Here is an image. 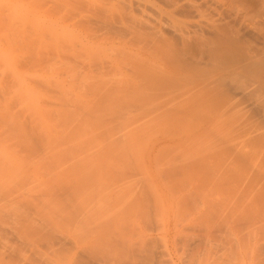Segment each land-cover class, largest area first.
Returning a JSON list of instances; mask_svg holds the SVG:
<instances>
[{"label": "rangeland", "instance_id": "rangeland-1", "mask_svg": "<svg viewBox=\"0 0 264 264\" xmlns=\"http://www.w3.org/2000/svg\"><path fill=\"white\" fill-rule=\"evenodd\" d=\"M197 1H199V3L202 4L203 14L201 16H199L198 13L196 15L194 11H192V13L189 14L188 13L189 11L187 10L188 15H191L189 16L190 17L189 19V17L186 18V16L188 15L185 16L183 14L185 12L183 13L177 12L176 13L177 15L176 14L174 15V17L175 18L177 17V18L176 19L172 18L173 25H172V22L169 25L170 26L172 25L171 27L174 29L173 26L175 25V23L180 22L181 24L182 22L183 24H185L186 22L191 21V20L198 21L201 24H211L212 22H215V21L218 23H222L223 25L229 28H232L236 32V34L238 35V40L240 41V44L243 46L246 52L249 53L248 55L249 58H252L253 60L255 59V61L257 62H261V61L264 62V7H262V4H261L263 0H197ZM157 2L159 3L160 0H157ZM162 2L159 3L161 5L159 7L165 8V10L163 9V11H168L169 9L166 8L164 3ZM55 3L56 2H54V6H55ZM46 5H47L46 0H0V18L4 17L9 22L20 20L21 24L23 21L25 26L26 25H29V27L31 26L30 28L32 30L30 31L29 29V31L32 34L31 38L33 39L30 38V34H27L29 35V37H27L28 41L26 40V42L29 43V38H30L31 45L32 44L33 45L31 46L29 45L30 44L29 43L28 47L32 49V51L36 55L31 51L30 55L32 56H30L29 55L30 50H29L27 54H28V58L29 56L31 58H29L28 60H25V62L27 61V63H29L28 61H30L34 57L33 59L36 60L38 63V66H37V64H35L36 63L35 61L34 63L32 62L34 65H36L35 66L36 68H35L34 65L33 67H31L32 63L25 66L26 63L23 62L24 66L26 67L25 68L23 66L25 68L23 69V72H25L24 74L22 73V70L19 71V69L23 68L21 66L22 64L21 65L20 63L16 64L18 63L17 61L12 62L13 66L16 65L15 67L13 66L12 67L16 69L18 68V71L14 75V78H13L14 82L16 81L18 83L21 82V85L18 84L17 89H14L16 86L12 89L13 87L12 86L11 89L15 91L11 92L12 90L9 89L10 94L8 95V97L11 95L13 99L15 98L17 99V95H18L17 93L20 92V91H17L19 89V86L21 87L19 89L21 90L20 94L22 93L24 96V93H25V95L28 94L29 96L27 95L28 98L26 97L25 99L26 101H24L23 103L21 102L22 104L19 103L18 105V103L16 102L17 104L16 105L14 103L15 105L13 109V114L15 118H17L15 119L16 120L15 123L16 124L19 123V124L18 125H16L15 123L11 124V126L13 125L12 126L13 131H10V133H8L10 129L9 130L7 129V127L9 126V124L8 126L6 124L7 119L5 120L4 118L3 119L0 118V122L2 121L0 123L1 125L0 132L3 133L2 132L3 130H5L6 132V134L3 135V137L1 136L2 139H5V140L0 141V146L8 152L15 150L13 151L15 152L14 155L16 157H19L22 161L21 168L19 169L20 175L17 174L18 172L15 175L13 174V172H11L10 174L13 176L12 177L9 173L7 174V172L4 171L7 174L5 178L4 177L5 173L4 174H2L3 172L0 173V179L5 178L4 179L5 182L2 183L3 185L1 184L2 188L4 190L5 189L7 190V191L6 190L2 191V188H0V193L4 192L3 197L2 195H0L2 197L0 198L2 199L0 200L1 201L0 209H2L4 206V209L0 210V214H1L0 215V230H3V231H0V248H1L0 251L3 249L1 251V254L2 252H4L5 254L3 255L5 256L8 255L10 257L11 255L10 258L9 257L6 258L5 256L0 254V261L2 258L3 262H5L4 264L8 263V259L10 262L9 264H37V263L38 264H50V261L51 263H53L52 260L57 259L58 256L59 258L60 257L63 258L64 255L66 257V255L70 253V255H67V256L69 257L73 256L71 258V261L64 260L63 264H256L257 262L255 263V258L254 259L252 258L251 260V258L248 257L251 260L249 261V259L243 255L241 247H239V245L237 244L238 236L234 233V231H232L230 226L233 225L234 222L239 223V226H238L240 228L239 237L241 238L243 237L250 238L249 235H252L251 234L252 232L254 233L258 232L257 235L259 236L261 231L264 230L262 228L264 226V222H263L264 219H262L264 218V205H263L264 202H262L261 205H258L259 200L257 202V201H254L253 197H250V196H253V191L260 190V189H256V187L259 188L261 186L260 185L256 186V184L258 185L259 183H261V180L263 181L264 178L261 180L259 178L260 181L259 183L257 182L255 184L256 186L255 189H253L254 187L252 186V184L254 185V183H251V182H256L255 179H253L255 178L254 175L261 174L262 171L259 172L257 170V173H256L251 168L252 169L251 172L255 173L253 175L254 177L252 176L250 171L245 173L247 175L250 173L252 176L251 178V176L248 175L251 178V179L249 178L251 182L249 184L247 183L249 185L248 187H250V185L253 187L251 190L250 188H248L249 192L246 191V189L243 187V184H244L242 182L243 179L239 178V176L246 170L244 168L241 170L240 168V172L243 170L244 171L241 174L237 173L239 170L237 166L238 164L240 165V163H243L242 165L244 166L242 167H245V168L247 167L245 165H248L249 163H251L252 166H256V165L260 166V167H256V169L261 168V165L264 166V105L263 103H258L255 98H253L252 100L249 99L247 96L244 95L245 94L244 90L235 91L234 89H232V87H229L228 90L230 89V94L233 96L232 101L230 103L228 101H226L228 103L223 102L221 105L218 106V108H215V106H212L211 108L209 106H206L200 110L199 117H196L192 115L187 116L185 113H182V112L181 113L175 112L174 114H172L173 112L168 109V106H163L159 104H158L159 106L158 105L156 106V104H154L156 108H154L152 103L147 104V105L144 103L145 105L142 106V101L145 102V100H141L140 106H138L139 100L135 102L134 100L143 96V95L141 96V94H143L141 92V94H139V97H138L136 93H139V91L138 92L136 91V93H134L135 91H131V90L127 91L126 89H124V91L125 90L126 91L123 94H121V96L120 95L116 96V94H113V97L111 99H108L109 98L108 96H106V98L101 97L102 96V93H101L100 94L101 98H99L98 97L99 94L97 93L98 94L97 96V94H95V92L93 91L94 89L90 90L91 88L89 87V85L92 83L93 80L96 81L99 78L97 76L98 73H94L91 78L88 75V77L86 76V78L84 79L83 77H81V74L79 75V73H82V71L77 68V70L79 71L78 72L79 76L77 75L78 78H76V76L74 75L77 71H75V73L74 71H72L73 74L70 72L71 74L69 73V76L67 77L68 78L67 79L66 78L67 75L63 76L64 73L60 72V71H63L61 66H60L61 70L59 69V65L64 66L62 63L65 61L64 58H61V54L63 53L62 57H64L63 55L66 54L67 52L69 53V50H72L70 52H72L73 54L78 51V53L74 55L75 57H78L79 55H81L80 57H82L81 58L82 60L75 58L77 63H79L80 61L79 67L81 66L80 67L81 69L82 68L84 69L86 66L89 67V65L94 66L92 68H96L97 64H98L97 66L99 67L100 64L102 65V63H106V62L109 63L111 59L113 61L115 59L122 66V65H125V63H123L124 61H118L120 60L119 59L120 57L119 56L117 57L118 54H116L118 52H112L113 49H110V47H109L110 52L107 51L108 49L107 47L110 44L104 48L106 50L103 49L104 53L101 51L104 55L101 54L100 52L98 53L97 51V52L89 53V55L84 54L85 53L84 52L83 53L84 56H83L82 51H81L82 49L80 45L77 43L78 41L74 42L73 39L64 36L65 32L61 31V27L57 24V22L55 23L51 22V20L57 21L56 16H58V13L56 11H58V8H53L54 12H56L57 14L56 16L55 15L53 16L54 13H49L50 11L46 13L47 10H49V8L47 7L48 5L47 6ZM135 5L133 6L132 9L128 7L129 10L127 12L130 13L129 15L132 16L133 14V16L135 15V17L139 19L142 16L141 19L145 18L147 21L150 20V19L148 20V17H152L150 22H155L154 18L156 19V17H153V16L157 15V13L152 11L153 8L151 10V7H149L148 5L151 11L147 7L146 8V10L148 9V12H147L146 10L142 9V7H140L139 9V7H137L138 5L137 6ZM55 7H58V5ZM145 11H146V14L144 13ZM160 11H162V9ZM163 11H162L163 13L162 18L164 17L163 19L165 20L167 19L165 18L167 17L166 16L167 14ZM51 12L53 11L51 10ZM151 14L152 16H150ZM169 25L165 26L164 29L167 28V30L165 31H168V35H175L174 31H172L173 29L169 27ZM177 25L178 24H176V26ZM7 26H11V25L8 24ZM178 26H181V25H178ZM70 29H72V27ZM79 31L80 29L78 28V30H74L72 32L78 33ZM33 40L36 41L35 43L39 42L35 44V46L37 47H33L34 46V43H32ZM50 40H53V42H50ZM52 43H54V45ZM63 43L66 45H64ZM74 44H78V46L75 47ZM52 45L54 47L53 48L54 51L52 50V48L49 49V47ZM71 45H72V48L70 47ZM30 46L33 47L34 49L31 48ZM44 46H46L47 49ZM43 47H44V50L42 52ZM75 48H78V49H75ZM94 48L97 49V47H94ZM47 50L52 54V56H48L49 52ZM79 51L81 52V54H79L80 53ZM41 52L43 53L42 55L40 54ZM55 52L57 53V57L59 60L62 61V59H64L61 64L59 63L58 67L56 66V64H58L56 63V61L54 64V66L58 68V70L56 69V71L62 74L63 77L60 76V74H56L57 72L54 70L55 68L52 67V69H49L55 60L54 58H52L53 60L51 59V57H55L56 55ZM25 53L26 51L24 52V54ZM105 53H108V54H105ZM73 54L72 56H74ZM46 55L48 57L47 59L50 58L51 59L50 61H52L51 63L50 61L46 59L49 68L46 65V63L43 62L45 60L44 58L46 57ZM40 56L44 57V58H41V60L43 61L39 60ZM38 60L41 61L40 62L41 64L39 63ZM71 61H72V58H71ZM81 61H83L84 63H82ZM40 66L44 68L45 72ZM46 66L48 69H46ZM127 67H130V65H128ZM128 69L130 70L131 68H128ZM37 70H41V71H37ZM125 70L127 69L124 66L123 72L125 73L123 72L120 73L119 71L118 74H115L116 76L114 75V73L113 74L111 73V75H107L108 78L110 76L109 79L106 77L109 81L108 83L112 82L111 83L112 86H116L118 83V80L116 79L117 77L118 78L120 77L119 78L120 81L121 80L123 81V79H126L127 78L126 76L132 77L133 74L131 75V72L129 70H128L129 73L128 71H125ZM49 72H50V75H49ZM64 72H66L65 69H64ZM71 75L72 76L74 75L75 77H73V79H77V81L70 79L72 77ZM94 75H96L98 78H95ZM24 76L25 78H27V79L24 78L25 81L22 78ZM2 77L0 76V86L1 85L4 86L3 83L1 82L2 80L4 81V83H6L5 85H7L9 81L8 82L5 81L7 80L5 76H2ZM101 77H104V76H101ZM101 77L99 79H101ZM106 78L105 80H107ZM69 79L72 81H70ZM78 79L80 83L78 82ZM81 79L83 80L82 82L84 83V86L81 82ZM237 80H239V83H245V79L242 77L239 79L237 78ZM41 81L44 83L46 82L45 84L47 86L44 85V83H42ZM48 81H50V83H48ZM73 81L77 82V84H75V82ZM14 82L13 84H15ZM22 82H23V85H25V87L29 84L30 85L32 84V85L31 87L29 85L25 88L22 85ZM79 84H81L80 85L81 87L79 86ZM40 85L42 86L41 88H44L45 86V89H43L44 91L41 88H39ZM53 85H54V89H52ZM150 85L152 84L150 83ZM22 86H23V89H26L25 91H27L30 88L31 89L30 91L25 92L22 89ZM6 87L4 86V88ZM36 87H38L39 89ZM57 87L59 88V90L57 89ZM55 88L57 90H55ZM147 88H151V87L148 86ZM49 89L51 90L50 92L52 93V95L49 92ZM65 89L68 90L69 92L66 91ZM7 90L4 89V92L3 90L2 92L8 93ZM61 90L63 92L65 90V92L63 93ZM150 90L152 91V89ZM150 90H147V91H150ZM151 91L148 93H151ZM28 92L31 94H29ZM46 92H49V94ZM67 92H68V95H66ZM14 93L16 97L13 95ZM93 93L94 95H92ZM256 93L260 95L261 93H263V91L258 90L256 91ZM1 94H0V97H1ZM20 94H19L20 96L19 98L21 99L22 95ZM56 94L57 95L59 94L58 96L60 98ZM53 95L56 98L58 97L57 98L58 100ZM31 96L33 97L31 98ZM66 96H68L69 103L67 102ZM4 97H5V94H4ZM29 97H30V100H29ZM96 98L101 99V101L97 100ZM1 99H4L3 96ZM41 99L44 101H42ZM63 99H64V102L65 101L67 102L66 108H65ZM82 101L84 103H82ZM51 103L54 106H52ZM58 103H61V104L58 106ZM134 103H137V105ZM46 104H49L50 106ZM70 104H73V105H70ZM76 104H78V106ZM25 105L27 106V108ZM97 105H99L98 106L99 108H97ZM118 105H120V107H118ZM121 105L123 106L122 108L123 110L125 109L129 110V111L125 110V112H127L126 114H124L126 115V120L123 119L125 117H123L124 115L122 116V114L125 112L122 111ZM70 106L71 107L73 106L72 108H75V110L72 109ZM130 106H132V108ZM136 106L138 107L139 112ZM146 106H149L150 108H152L153 106L156 113L153 114L154 109H150L149 107H147V110H145L144 107ZM157 107L163 111L158 110ZM24 108L26 111L24 110ZM78 108L80 109L82 108V109L81 110L79 109L80 110L79 111ZM135 108L137 109L138 113L141 112L140 109L143 110L142 112H144L145 117L144 116L142 117V115H144L142 112L140 114H138L137 112L134 113L133 110H135ZM21 109L24 111H22ZM64 109H65V112L63 111ZM68 109L72 113L69 112ZM218 109H220V111H217ZM72 110H74L76 113L73 112ZM76 110L79 112H77ZM168 110L171 112L172 117L170 116V113H168L169 112ZM17 111H19V113ZM61 112L63 114H61ZM22 113H23V116L21 115ZM118 114L119 115L121 114L120 115L121 117H119ZM135 114H138V115H135ZM148 114L150 115L152 114L154 116L150 117V115ZM156 114L158 115L156 116ZM129 115L130 116L135 115L134 116L135 119L133 120V118L130 117ZM136 116H139L140 118L139 117L136 118ZM147 117H150V118H147ZM163 117L164 119H162ZM166 117H168L169 119L168 118L165 119ZM121 119L124 121H121ZM138 119L140 121L137 123L136 121H138ZM79 121H81L83 124ZM85 121L86 122L89 121V122L86 123ZM95 121L97 122L94 125L93 123H95ZM97 123H98V130L94 131L92 127L95 126L96 128L95 127L94 128L97 129ZM99 123H101L102 125ZM103 123H105L106 125ZM107 123H109L110 125ZM72 124L77 125L74 127L75 129L71 128L73 127ZM79 125H82V126L84 125V127L80 126V129H78ZM108 125L112 127H109ZM14 126H15V129L17 128L16 130L14 129ZM86 126L89 128L88 130H90V133L87 132ZM89 126L90 127L92 126V127L90 128ZM107 126L109 127L108 129H107ZM76 127H77V130H76ZM81 127L86 128V130L83 129L85 132L82 131ZM26 128L29 131L26 130ZM38 128L41 130H39ZM64 128H67L68 130L67 131L65 130V132H63ZM70 128L72 129L73 132L75 131L73 134H71V131H69ZM99 129L101 130L105 129L104 134L102 133L103 131L101 130L100 131L102 134H100ZM66 132H68L67 135H66ZM94 132H96V134L99 133V135H97L98 139H96L97 142H95L94 140L95 138H97V137H94L96 136V134L93 135ZM83 133H86V134H83ZM88 133L90 135H88ZM124 133H125V136L123 135ZM22 134L25 137L22 136ZM13 136L16 138H14ZM45 136L46 138H44ZM100 136L102 137L100 138ZM127 136L128 137L132 136V137L131 138L129 137L130 138L129 140L127 139L128 138ZM20 138H22L23 140ZM38 139H40V141H38ZM44 139L46 143L45 142L42 143ZM29 141H32V143ZM124 141H127V143ZM72 142L74 143L71 144ZM116 142L117 143L119 142V143L117 144ZM42 144L43 146H41ZM44 145H46L49 148L44 147ZM13 146L15 147L12 148ZM36 146H38L37 149H36ZM53 147L55 148V150ZM38 148H40V150ZM36 156L38 157V159ZM58 156L61 158V160ZM28 159H31V160H28ZM32 159L33 160L36 159V160L33 162ZM249 159L250 160L252 159L253 161L251 160L249 162ZM23 161H26V162H23ZM237 161H239V163ZM54 163L55 165H53ZM0 166L3 167V163L1 160H0ZM50 167H54V168L50 169ZM238 167H241V165ZM249 169L250 167L247 170ZM262 170L264 171V168ZM56 171L57 173H55ZM54 173L58 175H55ZM235 174L236 176H234ZM245 174L242 175L244 179L246 178ZM51 175L55 177L57 176L56 177L57 181H56V178L51 177ZM1 176H3V178ZM58 176L59 177L61 176V177L59 178ZM259 176H262V175H258L256 180L258 179ZM7 177H9L10 179ZM236 179L238 180L241 179L239 180L240 181V184L238 183L239 185L234 182V181L238 182ZM61 181L63 182L61 183ZM232 181L235 184H233ZM23 182L24 184L22 185ZM246 182H249V181H246ZM12 183L13 184L17 183V184L13 185ZM52 183H53V186H51ZM63 184L68 185V186L64 185L65 189L66 187L67 188L72 187V189L74 188L73 190L75 189L76 190L79 189L82 191L87 190L88 194H85L82 198L78 197V199H81V200L76 201L77 204L80 203V201L82 204V200H86L85 197L89 201L87 195L90 197L91 196L93 197V199H91L92 197L90 198L89 202L83 201V204L85 202L84 207L81 206L80 204H79L80 208L77 207L80 213H82V209H84L83 214L86 213L85 211L91 212L93 210L94 212L95 211L94 209H99L98 208L99 206L101 208V204L106 203L104 202V200L107 201L108 203L106 205H109L110 203L108 199L112 200V198L116 196L119 198H125L124 203L123 202L119 204L113 203V206L109 209L107 208L108 206L104 205L106 207L104 209H108L107 210L108 212L105 215V219H104L105 221L103 220L101 225H102V228L104 227L106 229L104 231V228H103L102 232L103 231L104 233H106L107 231L109 232V233L107 232V234H109L108 239H107L106 234L105 236H103L101 235L102 234L101 232H99V234L94 233L95 230H98L96 228L97 225L93 226L95 227L93 230L94 232L93 231L90 232L88 230L90 233L87 234L88 231L85 232L87 230L86 228H85L86 229L85 231L82 230L84 229L83 225H77L76 223L75 225H72L73 223L71 225L70 224L68 225L67 223L63 224V220L64 218H66V215L67 214H68L67 216L72 215L75 209L72 206V204L71 206L68 205L69 202L67 203L66 201H68L69 198L67 199L66 196L64 197L63 194L61 196H62V200H65L64 206L65 205L67 207L70 206L71 208V210L70 208H67L70 210V211L68 210L67 214L65 213L66 211L62 212V210H67L64 206H61L63 202L61 203V205L56 204L57 202L51 203V198H50L52 194L51 192H53L54 190L56 191V188L58 187L59 188L64 187L62 186ZM244 185H246V183ZM238 189L240 191L242 189V192L240 191L238 192ZM67 190H69V188ZM42 191H44L45 193ZM10 193H12V195ZM73 193L71 194L70 192V194L69 193L67 194L71 195L72 197ZM4 194L8 196L6 197ZM19 194L21 195V197L19 196ZM69 195H67V197ZM74 195L72 198L75 199ZM16 196L17 198H14V199L12 198ZM130 196H133L132 200L129 199ZM23 197L24 199L20 200V198H23ZM104 197L107 198V200ZM9 198H12L13 201L12 199H9ZM8 199L9 201L7 202ZM16 199H17V202H16ZM25 199L27 200V202ZM100 199L101 200L103 199L101 201L102 203H100L99 201ZM230 199H233V200L229 201ZM3 200H5L4 201L5 203L3 202ZM32 200H34V203ZM249 200H252L254 204L250 203ZM11 201H12V204L10 203ZM91 201L93 202L91 203ZM228 201L229 202L246 201V203L242 204V203L234 202L235 207L234 205L233 206L231 205L230 207V204L228 203ZM210 203H214V205H219V207H221L220 205L225 206L226 211L223 208L221 210L224 213L221 212L222 213L221 215L219 216L215 214L210 215L209 209H208L209 208L208 204ZM5 204L7 207L5 206ZM19 206H21V210L19 209L20 208ZM260 206H263V207H260ZM6 208L8 212L6 211ZM58 208L61 210H59ZM102 208L101 210H104ZM3 210H5V212ZM22 210H24L25 212H21ZM99 210H96L98 214L100 212ZM221 210L218 208V211H221ZM11 211L13 212L16 211V212L15 213L12 212L11 214L10 213ZM1 212H3L4 214ZM59 213L61 214V216L63 215L62 218H60L61 216ZM103 213L104 211L102 212V214ZM87 214L88 213H86V215ZM19 216H22V217H19ZM13 217L14 218L16 217V218L14 219ZM58 218H60V220H58ZM67 218L65 220H67ZM65 220L64 222H67ZM13 222L14 224H12ZM48 222L50 225L49 224L46 225ZM259 222L261 224L263 223L262 224L263 226L261 224L255 225V224H258ZM238 223H235V224H238ZM98 225L100 227V224ZM209 226L210 227L214 226L216 228L217 236L215 235L216 240H215V237L213 236L214 239L212 237L210 240L212 239L213 240L210 243H207L209 240L207 236H205V233ZM24 227L26 228V230ZM257 227L259 228V230ZM80 228L82 231L79 230ZM255 228H257V230ZM32 229H33V232H32ZM16 230L17 232H15ZM83 231L84 233H86L85 235L84 233H82ZM90 234L92 235L95 234V236L93 237L91 235L90 237ZM116 234L117 235L120 234V236L122 235V237L119 236L120 239L116 238L117 236ZM86 236H89L87 237L89 239H86L85 238ZM109 236L111 237L114 236L117 241L121 240L120 243L118 241L119 245L115 244L116 246L115 245L112 246L111 243L114 237L110 238ZM252 236H251L250 241L253 240L252 242L254 244L256 243L258 239L254 240V234ZM82 237L86 241H84ZM109 238L111 239V243H109V240H110ZM79 240L82 241L80 242L81 244L77 243L78 247L74 248L76 246L75 242H78ZM116 240L114 242H116ZM214 240L215 241L218 240V242H215ZM106 242H108L110 245L107 244ZM125 242L130 244L129 247L127 246L128 244L124 245ZM259 242L256 243V245L258 244L257 246H261L263 244L262 241L260 242L261 245L259 244ZM3 243L5 246L3 245ZM206 243L209 245H207ZM105 244L107 247L105 246ZM253 244L252 246H254ZM28 246L29 248L27 249ZM208 246H210L209 249H207ZM34 247H36L37 249H34ZM96 247L99 248L98 252L100 253L96 252L97 251ZM101 247L104 249L101 250ZM58 248L60 249L59 250L60 253H63V257H62V254L61 255L57 254L58 256L56 257L55 250H57ZM61 249L63 251H61ZM11 252L12 253L14 252V253L11 254ZM102 252L104 254L101 255ZM73 253L74 254L76 253V255H74ZM22 255H25V256L23 257ZM260 255L263 256L264 254H260ZM260 255H256V256L261 257ZM2 256L4 257V259ZM48 257L51 258L50 261H47ZM263 260L264 259L262 260L259 259L257 261L262 262ZM3 262H0V264Z\"/></svg>", "mask_w": 264, "mask_h": 264}, {"label": "bare ground", "instance_id": "bare-ground-1", "mask_svg": "<svg viewBox=\"0 0 264 264\" xmlns=\"http://www.w3.org/2000/svg\"><path fill=\"white\" fill-rule=\"evenodd\" d=\"M47 1V7L49 8V10H47V12L46 13H48V11H50L49 13H54L53 14V16L55 15H57L56 14V12L58 13V16H59V18H58V16H56V18H57V21L56 20H51V22L52 23H55V22H57V24L61 27V31L62 32H65V35L64 36H66V37H69V38H71V39H73L74 40V42L75 41H78L77 43L80 45V47H81V51H82V54L84 53V54H87V55H89V53H92V52H97L98 51V53L100 52L101 54H103L104 53V51H103V49L107 46V45H109L107 48L109 49V47H110V49H113L112 50V52H118V53H116V54H118L117 55V57L119 56L120 58V60H118V61H124L123 63H125V65H122L123 67L125 66L126 67V69L127 70H125V71H128L129 69L128 68H131L129 71L131 72V75H132V77H130V76H126L127 78L126 79H123V81L121 80H119V78L117 77L116 79L118 80V83H117V85L116 86H112V82L111 83H108L109 81H108V79L110 78V76H109V78L107 77V75H111V73L113 74L114 73V75L115 74H118V72L120 71V73H122L123 72V67L114 59V61L111 59L110 61H109V63L108 62H106V63H102V65L100 64V66L98 67L97 65H96V68H92V67H94V66H91V65H89V67H85L83 70L79 67V63H80V61H79V63H77V61H76V59L75 58H78L79 60L82 58V57H80L81 55H79L78 56V54H77V56L78 57H75V55L74 54H76V53H78V51L77 52H75L74 54L72 53V52H70V51H72V50H69V53L67 52H65L66 54H64L63 56L64 57H62V54H61V58H64L65 59V61L62 63V61L64 60V59H62V61L61 60H59L58 59V57H57V53H56V55H55V57L57 58V60H56V58L55 57H51V59L52 58H54L55 60H54V62H53V64H52V66L49 68V66H48V63H47V60L48 61H50L51 59L49 58V59H47L48 57H47V55H46V57L44 58V57H42V56H40V58H39V60H41V58H44L45 60L43 61V60H41V61H43V62H45L46 63V65L48 66V68L49 69H52V67L53 68H55L54 70L56 71V69L58 70V65H59V63L61 64H63L64 66H62V65H59V69L62 67V70L63 71H60L61 73L63 72L64 74H63V76L64 75H67L66 76V78L69 76V73L71 72L72 74H73V72L72 71H74V73H75V71H77L74 75L76 76V78H78V76L81 74V77H83L84 79L86 78V76L88 77V75L90 76V78L93 76V74L94 73H98V77L100 78L101 76H104L107 80H105V78L104 77H101V79H99L96 75H94V77L95 78H98L96 81H92V83L89 85V87L91 88L90 90H93L94 92H95V94H99V96H98V94H97V96L99 97V98H101V97H105L106 98V96H108L109 98L108 99H111L112 97H113V94H116V96H118V95H120L121 96V94H123L126 90L128 91V90H131V91H135L134 93H136V91L138 92L139 91V93H136L137 95H138V97H139V94H141V92L143 93V94H141V96L142 97H140V98H138V99H136V100H134V102L135 101H137V100H139V102H138V106H140V102H141V100H145V102L144 101H142V106H144L145 104L147 105V104H150V103H152L153 104V106H154V108H156L155 107V105L154 104H156V106L159 104V105H163V106H168V109L169 110H171L173 113L172 114H174L175 112H178V113H185L187 116H190V115H192V116H196V117H199V114H200V110L201 109H203L204 107H206V106H209L210 108L212 107V106H215V108H218V106L219 105H221L223 102H226V101H228L229 103L232 101V98H233V96L230 94V89L228 90V88L229 87H232V89H234L235 91H237V90H244L245 91V96H247L249 99H253V98H255L256 100H257V102L258 103H263V105H264V62L263 61H261V62H257V61H255V59L253 60L252 58H249V53H247L246 52V50L243 48V46L240 44V41L238 40V35L236 34V32L232 29V28H229V27H227V26H225V25H223L222 23H218V22H212L211 24H201V23H199L198 21H194V20H191V21H188V22H186L185 24H183L182 22H181V24H180V22L179 23H175V25L173 26L174 27V29L171 27L172 25H173V20H172V18L174 19L175 17H174V15L177 13V12H185V13H183L185 16L186 15H188V13L190 14V13H192V11H194L195 13H196V15H197V13H198V15L199 16H201L202 14H203V10H202V4L201 3H199V1H197V0H160V2H162V3H164V5L166 6V8H168L169 10L168 11H163V9L165 10V8H161V7H159V6H161L158 2H157V0H46ZM45 2V1H44ZM44 2H43V4H44ZM54 2H56L55 3V6H57L58 5V7H55L54 6ZM46 4V3H45ZM136 4V5H135ZM261 4H262V7H264V0L261 2ZM137 6V7H139V9H140V7H142V9H144V10H146V8L148 7V5H149V7H151V10H152V8H153V12H155V13H157V15H155V16H153V17H156V19L154 18V20H155V22H150L151 21V18L152 17H148V20L149 21H147L145 18H142L141 19V17H140V19L139 18H136L135 17V15L133 16V14H132V16L131 15H129L130 13H128L127 11L129 10V8H133V6ZM129 7V8H128ZM148 7V9L150 10V8ZM45 8V7H44ZM53 8H58V11H56V9H55V11L56 12H54V9ZM126 8H128V9H126ZM141 9V10H142ZM148 9L146 10L147 12H148ZM162 9V11L163 12H165L166 14V16L167 17H165V18H167V19H169V20H167V19H163L162 18V15H163V13H162V11H160ZM191 9V10H190ZM51 10L53 11V12H51ZM116 10V11H115ZM150 10V11H151ZM189 12H188V11ZM115 11V12H114ZM131 11V10H130ZM129 11V12H130ZM134 11V10H133ZM143 11V10H142ZM142 11H140V12H142ZM146 11L144 12L145 14H146ZM117 12V13H116ZM188 12V13H187ZM132 13V12H131ZM150 13V12H149ZM128 15H129V17H128ZM164 15V16H165ZM177 15V14H176ZM180 15V14H179ZM182 15V14H181ZM150 16H152V14L150 15ZM189 16H191V15H188V16H186V18L187 17H189ZM184 17V16H183ZM194 17V16H193ZM193 17H191V18H193ZM177 18V17H176ZM175 18V19H176ZM143 19H145V20H143ZM189 19H190V17H189ZM150 22V23H149ZM165 22V23H164ZM172 22V25L170 26L169 24ZM185 22V21H184ZM11 25V26H7V25ZM26 24H28V23H26ZM166 24H168L169 25V27H171L173 30L172 31H174V33H175V35H168V31H165V30H167V28L166 29H164L165 28V26H168V25H166ZM176 24H178V25H181V26H176ZM183 24V25H182ZM176 26V27H175ZM31 27V26H30ZM29 27V25H24V23H23V21H22V24H21V21L19 20H15V21H11V22H9V21H7L4 17H1L0 18V76L2 77V76H5L6 77V79L7 80H5L6 82H8L7 83V85H5L6 83H4V81L2 80L3 79V77H2V83H3V85L6 87V88H4V86H0V94H1V92H2V90H3V92H4V89H8L7 90V92L8 93H3L2 92V94H1V97H0V116H2V117H0V118H4L5 120L7 119V121H6V124H7V126H8V124H9V126L7 127V129L9 130L8 131V133H10V131H13V125L11 126V124H13V123H15L16 122V120L15 119H17V118H15V116H14V114H13V109H14V105L16 104V102L18 103V105H19V103H23L24 101H26L25 99H26V97H27V95H25V93H24V96H23V94L21 93L20 94V92H21V90H19L21 87L19 86V89L17 90V91H20L19 93H17L16 95H17V99L15 98V99H13L12 98V96L10 95L9 97H11V98H9L8 97V95L10 94V90H12L15 86V88L14 89H17V85L18 84H20L21 85V82L20 83H18L16 80V82H14V75L17 73V71H18V68L16 69V68H13V67H15V66H13L12 65V62H14V61H17L18 63H16V64H19L20 63V65L23 67L24 66V63H26L25 64V66H27L28 64H31L32 62L34 63V61L36 62L35 64H37V66H38V63H37V61L36 60H34L33 58L31 59V60H33V61H28L29 63H27V61L25 62V60H28L29 58H31L30 56H32V55H30L31 54V51H32V49H30L28 46L29 45H31V40H30V38H31V28ZM72 27V29H70ZM78 28L80 29V31L78 32V33H75V32H72V31H74V30H78ZM29 29H30V31H29ZM170 30V29H169ZM30 33H29V32ZM28 32V33H27ZM167 32V33H166ZM27 34H30V38H29V43L28 42H26V40L28 41V38L27 37H29V35H27ZM33 34H34V32H33ZM34 36V35H33ZM50 37V36H49ZM27 38V39H26ZM31 39H33V38H31ZM49 39V38H48ZM52 39V38H51ZM54 40V39H53ZM53 40H50V42H53ZM60 40H61V38H60ZM36 41L35 40H33L32 41V43H34V46L33 47H37V46H35V44H37V43H39V42H37V43H35ZM29 44V45H28ZM53 45H54V43H52ZM64 44V43H63ZM70 44V43H69ZM78 44H74L75 45V47L76 46H78ZM33 45V44H32ZM31 45V46H32ZM47 45V44H46ZM49 45H51V44H49ZM48 45V46H49ZM53 45L52 46H50L49 47V49L50 48H52V50H53ZM64 45H66V44H64ZM30 46V47H31ZM62 46V45H61ZM33 47H31V48H33ZM45 48H46V46H44ZM44 47L42 48V52H43V50H44ZM56 47V46H55ZM67 47V46H66ZM71 48H72V45L70 46ZM80 47H78V48H80ZM94 47H97V49L96 48H94ZM78 48H75V49H78ZM27 49V50H26ZM34 49V48H33ZM37 49V48H36ZM47 49V48H46ZM48 49V50H49ZM64 49H66V48H64ZM64 49H63V51H64ZM107 49V51H109L110 52V49L108 50ZM26 51V53L24 54V52ZM29 50H30V53H29V58H28V54H27V52H29ZM47 50V51H48ZM68 50V49H67ZM80 50V49H79ZM104 50H106V49H104ZM54 51V50H53ZM59 51H60V49H59ZM76 51V50H75ZM103 53H102V52ZM33 52V51H32ZM36 52V51H35ZM40 53L41 55L43 54V53ZM45 52V51H44ZM49 52V51H48ZM80 52V51H79ZM87 52V53H86ZM106 52V51H105ZM34 53V52H33ZM54 53V54H55ZM61 53V52H60ZM70 53H71V55H70ZM35 54V53H34ZM47 54V53H46ZM50 54V55H49ZM49 54H48V56H52V54L49 52ZM68 54V55H67ZM72 54L74 55V56H72ZM79 54H81V52L79 53ZM84 54H83V56H84ZM105 54H108V53H105ZM36 55V54H35ZM97 55V54H96ZM99 55V54H98ZM104 55V54H103ZM115 56V55H114ZM37 57V56H36ZM60 57V56H59ZM66 57V58H65ZM86 57V56H85ZM71 58H72V61H71ZM88 58V57H87ZM77 59V60H78ZM84 59V58H83ZM128 59H130V60H128ZM38 60V61H39ZM53 60V59H52ZM82 60V59H81ZM87 60V59H86ZM105 60V59H104ZM41 61H39V63L41 62ZM55 61H56V63H58V64H56V66L57 67H55L54 66V64H55ZM61 61V62H60ZM74 61V62H73ZM113 61V62H112ZM24 62V63H23ZM51 63H52V61H50ZM82 63H84L83 61H81ZM100 62V61H99ZM102 62V61H101ZM103 62H105V61H103ZM32 63V66L31 67H33V64ZM50 63V64H51ZM72 63H73V65H72ZM92 63H94V62H92ZM121 63V62H120ZM14 64V63H13ZM41 64V63H40ZM42 64H44V63H42ZM85 64H86V62H85ZM122 64V63H121ZM19 65V66H20ZM70 66V68H69V66ZM82 65V64H81ZM128 65H130V67H127ZM13 66V67H12ZM20 66V67H21ZM24 66V67H25ZM30 66V65H29ZM36 65H34V67H35ZM42 66H44V65H42ZM42 66H40L43 70H44V68L42 67ZM47 66H46V69H48L47 68ZM61 66V67H60ZM85 66V65H84ZM83 66V67H84ZM19 67V68H20ZM22 68V69H19V71H21L22 70V73H24L25 74V72H23V69H25V68ZM30 67V68H31ZM39 67V68H40ZM64 67V68H63ZM65 67H67V68H65ZM72 67V68H71ZM98 67V68H97ZM36 68V67H35ZM38 68V67H37ZM77 68L79 69V70H81L82 71V73H79V75H78V70H77ZM32 69V68H31ZM64 69L66 70V72L68 73H66V72H64ZM71 69V70H70ZM94 69H96V70H94ZM61 70V69H60ZM37 71H41V70H37ZM48 71V70H47ZM51 71V70H50ZM129 71H128V73H129ZM44 72H45V70H44ZM52 72H53V70H52ZM57 72V71H56ZM20 73V72H19ZM18 73V74H19ZM70 73V74H71ZM120 73H119V75H120ZM123 73H125V72H123ZM48 74V73H47ZM56 74H60L59 72H57ZM83 74V75H82ZM91 74V75H90ZM22 75V74H21ZM45 75V74H44ZM49 75H50V72H49ZM72 76L70 79H73V77H75V76ZM78 75V76H77ZM101 75V76H100ZM60 76H62V74H60ZM62 76V77H63ZM116 76V75H115ZM121 76H122V74H121ZM17 77V76H16ZM21 77V76H20ZM113 77V76H112ZM244 78L245 79V83H239V80H237V78L239 79V78ZM23 79L25 78V76L24 77H22ZM21 78V79H22ZM80 78V77H79ZM22 79V80H23ZM25 79H27V78H25ZM25 79H24V81H25ZM68 79V78H67ZM69 79V80H70ZM115 79V78H114ZM29 80H31V79H29ZM68 80V81H69ZM73 80H76L77 81V79H73ZM32 81H33V79H32ZM31 81V82H32ZM65 81V80H64ZM70 81H72V80H70ZM83 80L81 79V82H82ZM119 81H120V83H119ZM13 82L15 83V84H13ZM39 82V81H38ZM42 82V81H41ZM51 82H52V80H51ZM73 82H75V81H73ZM78 82L80 83V81H79V79H78ZM85 82V81H84ZM115 82V81H114ZM113 82V83H114ZM122 82V83H121ZM36 83V82H35ZM35 83H33V84H35ZM40 83V82H39ZM42 83H44V82H42ZM46 83V82H45ZM44 83V85H46ZM48 83H50V81H48ZM116 83V82H115ZM150 83L152 84V85H150ZM26 84H27V82H26ZM53 84V83H52ZM55 84V83H54ZM75 84H77V82H75ZM82 84H83V86H84V83L82 82ZM22 85H23V82H22ZM30 85V84H29ZM29 85H27V86H29ZM32 85V84H31ZM31 85H30V87H31ZM51 85V84H50ZM81 84H79V86H80ZM86 85V84H85ZM13 86V87H12ZM24 87H25V85H23ZM23 86H22V89H23ZM26 86V87H27ZM38 86V85H37ZM47 86V85H46ZM49 86V85H48ZM58 86H59V84H58ZM77 86V85H76ZM75 86V87H76ZM148 86H150L151 88H147ZM11 87H12V89H11ZM25 87V88H26ZM29 87V88H30ZM34 87V86H33ZM42 86L40 85L39 86V88H41ZM81 87V86H80ZM79 87V88H80ZM36 88H38V87H36ZM38 88V89H39ZM10 89V90H9ZM28 89V88H27ZM31 89V88H30ZM30 89H28L27 91H30ZM42 90L43 89H45V86H44V88H41ZM47 89V88H46ZM52 89H54V85H53V87H52ZM57 89L59 90V88L57 87ZM56 88H55V90H57ZM62 89V88H61ZM124 89H126L125 91H124ZM142 89V90H141ZM143 89H144V91H143ZM150 90V89H152V91H151V93H148V92H150V91H147V90ZM231 89V90H232ZM24 91L26 90V89H23ZM35 90V89H34ZM37 90V89H36ZM63 90V89H62ZM61 90V91H62ZM66 90V89H65ZM65 90H64V92H65ZM258 90H261V91H263V93H261L260 95H258L257 93H256V91H258ZM13 91H15V90H12L11 92H13ZM27 91H25V92H27ZM44 91V90H43ZM43 91H41V92H43ZM45 91H47V90H45ZM51 90L49 89V92H50ZM53 91V90H52ZM60 91V92H61ZM66 91H68V90H66ZM99 91V92H98ZM146 91V92H145ZM155 91V92H154ZM178 91H180V92H178ZM6 92V91H5ZM23 92V91H22ZM36 92V91H35ZM39 92H40V90H39ZM49 92H46V93H48L49 94ZM63 92V91H62ZM63 92V93H64ZM69 92V91H68ZM68 92H67V94L66 95H68ZM29 93V92H28ZM32 93H33V91H32ZM38 93V92H37ZM51 93V92H50ZM54 93V92H53ZM58 93V92H57ZM92 93V92H91ZM102 93V96L100 95ZM4 94H5V97H4ZM12 94V93H11ZM19 94L20 95H22V97H21V99L19 98L20 96H19ZM29 94H31V93H29ZM43 94V93H42ZM87 94V93H86ZM14 96H15V93L13 94ZM46 95V94H45ZM51 95H52V93H51ZM55 95V94H54ZM53 95V96H54ZM57 95V94H56ZM59 95V94H58ZM57 95V96H58ZM92 95H94V93L92 94ZM2 96H3V98L4 99H1L2 98ZM29 96V95H28ZM88 96H89V94H88ZM101 96V97H100ZM7 97V98H6ZM16 97V96H15ZM33 96H31V98H32ZM48 97H49V95H48ZM55 97V96H54ZM59 97V96H58ZM57 97V98H58ZM63 97V96H62ZM67 97V102H68V96H66ZM86 97V96H85ZM122 97H123V95H122ZM28 98V97H27ZM56 98V97H55ZM56 98V99H57ZM60 98V97H59ZM104 98V99H105ZM97 99V98H96ZM29 100H30V97H29ZM42 100V99H41ZM58 100V99H57ZM62 100V99H61ZM66 100V99H65ZM75 100V99H74ZM97 100H99V101H101V99H97ZM120 100V99H119ZM15 101V102H14ZM18 101H20V102H18ZM42 101H44V100H42ZM46 101V100H45ZM72 101V100H71ZM30 102V101H29ZM32 102V101H31ZM47 102V101H46ZM50 102V101H49ZM51 102H53V101H51ZM63 102H64V99H63ZM62 102V103H63ZM66 101L64 102V104H65V108H66V103H67ZM114 102V101H113ZM130 102V101H129ZM228 102H226V103H228ZM15 103V104H14ZM21 103V104H22ZM28 103V102H27ZM44 103V102H43ZM69 103V102H68ZM76 103V102H75ZM82 103H84L83 101H82ZM102 103V102H101ZM145 103V104H144ZM61 103H58V106L60 105ZM63 104V105H64ZM95 104V103H94ZM116 104H117V102H116ZM119 104V103H118ZM121 104V103H120ZM134 104H136L137 105V103H134ZM134 104H133V106H134ZM17 105V104H16ZM29 105V104H28ZM46 105H49V104H46ZM51 105H52V103H51ZM70 105H73V104H70ZM77 106H78V104H76ZM89 105V104H88ZM132 105V104H131ZM158 105V106H159ZM26 106V105H25ZM45 106V105H44ZM50 106V105H49ZM48 106V107H49ZM52 106H54V105H52ZM87 106V105H86ZM99 105H97V108H99L98 107ZM112 106V105H111ZM153 106H152V108H150L149 106H146V107H144L145 108V110H147V107H149L150 109H154L153 108ZM17 107V106H16ZM31 107V106H30ZM56 107H57V105H56ZM69 107V106H68ZM71 107V106H70ZM73 107V106H72ZM71 107V108H72ZM84 107H85V105H84ZM101 107V106H100ZM109 107V106H108ZM118 107H120V105H118ZM131 108H132V106H130ZM137 107V106H136ZM26 108H27V106H26ZM88 108V107H87ZM103 108V107H102ZM110 108V107H109ZM108 108V109H109ZM123 108V106L121 105V109ZM148 108V109H149ZM32 109V108H31ZM56 109H58V108H56ZM72 109H74L75 110V108H72ZM80 108H78V110H79ZM82 109V108H81ZM80 109V110H81ZM128 109H130V108H128ZM137 109H138V107H137ZM137 109L135 108V110H133V112L134 113H136L137 112ZM157 109L158 110H161V109H159L158 107H157ZM156 109V110H157ZM22 110V109H21ZM24 110H25V108H24ZM24 110H22V111H24ZM28 110V109H27ZM30 110V109H29ZM71 110V109H70ZM74 110H72L73 112H75ZM79 110V111H80ZM86 110V109H85ZM116 110V109H115ZM126 111H129V110H127V109H125ZM125 110H123L122 109V111L123 112H125ZM168 110V111H169ZM20 111V110H19ZM19 111H17L18 113H19ZM21 111V112H22ZM26 111V110H25ZM35 111V110H34ZM48 111V110H47ZM52 111V110H51ZM51 111H49V112H51ZM64 112H65V109L63 110ZM67 111V110H66ZM68 111H69V109H68ZM77 111V110H76ZM79 111H77V112H79ZM140 111L142 112L143 110H141L140 109ZM161 111H163V110H161ZM217 111H220V109H218ZM32 112H33V110H32ZM54 112V111H53ZM69 112H71V111H69ZM138 112H139V109H138ZM137 112V113H138ZM140 112V113H141ZM167 112V111H166ZM36 113V112H35ZM45 113H47V112H45ZM72 113V112H71ZM76 113V112H75ZM89 113V112H88ZM120 113H122V112H120ZM127 112H125V113H123L122 114V116L124 115V114H126ZM140 113H138V114H140ZM143 114H144V112H142ZM156 113V111H155V109H154V113L153 114H155ZM160 113V112H159ZM158 113V114H159ZM168 113H170V116H171V112L169 111ZM37 114V113H36ZM60 114V113H59ZM61 114H63L62 112H61ZM66 114V113H65ZM68 114V113H67ZM79 114V113H78ZM138 114H135V115H138ZM158 114H156V116L158 115ZM7 115V116H6ZM20 115V114H19ZM22 116H23V113L21 114ZM20 115V116H21ZM30 115V114H29ZM33 115V114H32ZM31 115V116H32ZM49 115V114H48ZM52 115V114H51ZM74 115H76V114H74ZM121 115V114H120ZM119 114H118V116L119 117H121ZM134 115V116H135ZM148 115H150V114H148ZM185 115V116H186ZM17 116V115H16ZM54 116V115H53ZM59 116V115H58ZM65 116V115H64ZM67 116V115H66ZM69 116V115H68ZM71 116H73V115H71ZM70 116V117H71ZM80 116V115H79ZM83 116H84V114H83ZM130 116V115H129ZM134 116H130V117H132L133 118V120L135 119L134 118ZM145 117V114L144 115H142V117ZM152 116H154V115H150V117H152ZM170 116H169V118H170ZM29 117V116H28ZM123 117H125V118H123L124 120H126V115H124ZM137 117H139V116H136V118ZM150 117H147V118H150ZM165 117V116H164ZM164 117L162 118V119H164ZM172 117V116H171ZM202 117V116H201ZM23 118V117H22ZM31 118V117H30ZM60 118V117H59ZM58 118V119H59ZM67 118V117H66ZM82 118V117H81ZM100 118V117H99ZM140 118V117H139ZM168 117H166L165 119H167ZM168 118V119H169ZM19 119V118H18ZM29 119V118H28ZM51 119V118H50ZM61 119V118H60ZM62 119H64V118H62ZM71 119V118H70ZM86 119V118H85ZM87 119H89V118H87ZM92 119H93V117H92ZM116 119V118H115ZM155 119V118H154ZM22 120V119H21ZM54 120H55V118H54ZM57 120V119H56ZM124 120H122L121 119V121H124ZM142 120V119H141ZM19 121V120H18ZM33 121V120H32ZM51 121V120H50ZM71 121V120H70ZM75 121V120H74ZM120 121V120H119ZM120 121V122H121ZM140 120L138 119V121H136L137 123L139 122ZM2 122V121H1ZM0 122V123H1ZM5 122V121H4ZM8 122V123H7ZM55 122V121H54ZM53 122V123H54ZM79 122H81V121H79ZM86 122V121H85ZM89 122V121H88ZM88 122H86V123H88ZM93 122H94V120H93ZM96 122L97 121H95V123H93L94 125L96 124ZM100 122V121H99ZM135 122V123H136ZM29 123V122H28ZM58 123V122H57ZM59 123H60V121H59ZM63 123V122H62ZM82 123V122H81ZM102 123V122H101ZM101 123H99V124H101ZM124 123V122H123ZM3 124V123H2ZM5 124V123H4ZM16 124V123H15ZM19 123H17L16 125H18ZM24 124V123H23ZM26 124H27V122H26ZM71 124V123H70ZM69 124V125H70ZM78 124V123H77ZM83 124V123H82ZM90 124H91V122H90ZM92 124V125H93ZM103 124H105V123H103ZM107 124H109V123H107ZM114 124V123H113ZM38 125V124H37ZM41 125V124H40ZM57 125V124H56ZM62 125V124H61ZM68 125V126H69ZM73 125V124H72ZM102 125V124H101ZM100 125V126H101ZM106 125V124H105ZM104 125V126H105ZM110 125V124H109ZM108 125V126H109ZM115 125V124H114ZM1 126V125H0ZM4 126V125H3ZM2 126V127H3ZM23 126H25V125H23ZM29 126V125H28ZM35 126V125H34ZM75 126H77L76 124L75 125H73V127H71L72 129L75 127ZM80 126H82V125H79L78 126V129H80ZM107 126V129L109 128V127H112V126H109L108 127ZM11 127V128H10ZM19 127V126H18ZM41 127V126H40ZM46 127V126H45ZM82 127H84V125L82 126ZM81 127V128H82ZM90 127V126H89ZM92 127V126H91ZM90 127V128H91ZM95 127V126H94ZM94 127H92L93 129H94V131L95 130H98V123H97V129H95ZM69 129V131H71V134H73L74 132L72 131V129ZM86 128H87V132H89L90 133V130H88L89 128L86 126ZM86 128H82V131H84L83 129H85L86 130ZM102 128H103V126H102ZM105 128V127H104ZM115 128V127H114ZM14 129H15V126H14ZM17 129V128H16ZM15 129V130H16ZM21 129V128H20ZM19 129V130H20ZM31 129V128H30ZM35 129V128H34ZM39 129V128H38ZM46 129V128H45ZM75 129V128H74ZM106 129V130H107ZM14 130V131H15ZM25 130V129H24ZM26 130H28L27 128H26ZM33 130V129H32ZM39 130H41V129H39ZM53 130V129H52ZM65 130L67 131L68 129L67 128H64V131L63 132H65ZM76 130H77V127H76ZM101 129H99V131H100ZM105 130V129H104ZM104 130H101V131H103L102 133L104 134ZM112 130V129H111ZM7 131V130H6ZM29 131V130H28ZM37 131V130H36ZM91 131H92V129H91ZM101 131L99 132L100 134H102L101 133ZM3 133H1L0 132V141H3V140H5V139H2V137H3V135H5L6 134V132H5V130H3L2 131ZM20 132V131H19ZM42 132V131H41ZM85 132V131H84ZM98 132V131H97ZM12 133V132H11ZM17 133V132H16ZM22 133V132H21ZM20 133V134H21ZM26 133V132H25ZM29 133V132H28ZM67 133L68 132H66V135H67ZM88 133V135H90ZM99 133H97L96 134V132H94V134L93 135H95L96 134V136H94V137H97V138H95L94 140H95V142H97L96 141V139H98V136L97 135H99ZM14 134V133H13ZM18 134V133H17ZM43 134H45V133H43ZM71 134H69V135H71ZM83 134H86V133H83ZM126 134H127V132H126ZM10 135V134H9ZM16 135V134H15ZM30 135V134H29ZM38 135H39V133H38ZM92 135V136H93ZM124 136H125V133L123 134ZM122 135V136H123ZM2 136V137H1ZM22 136H24L23 134H22ZM35 136V135H34ZM37 136V135H36ZM44 136V135H43ZM123 136V137H124ZM10 137V136H9ZM14 137V136H13ZM25 137V136H24ZM52 137V136H51ZM66 137V136H65ZM71 137V136H70ZM102 136H100V138H101ZM119 137V136H118ZM128 137V136H127ZM126 137V138H127ZM130 138L132 137V136H129ZM127 138V139H129L130 140V138ZM14 138H16V137H14ZM39 138V137H38ZM44 138H46V136L44 137ZM63 138H64V136H63ZM69 138V137H68ZM20 139H22V138H20ZM20 139H18V140H20ZM31 139V138H30ZM62 139V138H61ZM73 139V138H72ZM118 139V138H117ZM116 139V140H117ZM123 139H125V138H123ZM23 140V139H22ZM69 140V139H68ZM93 140V139H92ZM91 140V141H92ZM115 140V141H116ZM120 140V139H119ZM129 140H127V141H129ZM12 141V140H11ZM38 141H40V139H38ZM46 141H48V140H46ZM59 141H60V139H59ZM77 141V140H76ZM88 141H90V140H88ZM99 141V140H98ZM127 141H124V142H126L127 143ZM7 142V141H6ZM29 142H31L32 143V141H29ZM35 142V141H34ZM45 142V139H44V141L42 142V143H44ZM46 143V142H45ZM74 142H72L71 144H73ZM76 143H78V142H76ZM75 143V144H76ZM82 143V142H81ZM91 143V142H90ZM117 143V142H116ZM119 143V142H118ZM117 143V144H118ZM122 143H123V141H122ZM26 144V143H25ZM34 144V143H33ZM37 144V143H36ZM60 144V143H59ZM18 145H19V143H18ZM54 145V144H53ZM58 145V144H57ZM66 145V144H65ZM17 146V145H16ZM34 146V145H33ZM32 146V147H33ZM41 146H43V144L41 145ZM47 146H48V144H47ZM46 145H44V147H47ZM75 146V145H74ZM126 146V145H125ZM9 147V146H8ZM15 146H13L12 148H14ZM37 147L38 146H36V149H37ZM52 147V146H51ZM61 147V146H60ZM116 147H117V145H116ZM47 148H49V147H47ZM46 148V149H47ZM54 148V147H53ZM73 148V147H72ZM11 149V148H10ZM39 150H40V148H38ZM46 149H44V150H46ZM24 150V149H23ZM48 150V149H47ZM54 150H55V148H54ZM54 150H53V152H54ZM57 150V149H56ZM13 151H15V150H13ZM13 151H10V152H8V151H6V150H4L1 146H0V160L2 161V163H3V167L2 166H0L1 168V171H0V173L1 172H3L2 174H4L5 172L4 171H6L7 172V174L9 173H11V172H13V174L15 175L17 172V174L18 175H20L19 174V169L21 168V165H22V161H21V159L19 158V157H16L14 154H15V152H13ZM29 151V150H28ZM73 151H74V149H73ZM26 152V151H25ZM24 152V153H25ZM45 152V151H44ZM56 152V151H55ZM22 153V152H21ZM33 153V152H32ZM49 153H50V151H49ZM57 153V152H56ZM62 153V152H61ZM61 153H60V155H61ZM45 154V153H44ZM53 154V153H52ZM32 155V154H31ZM56 155V154H55ZM59 155V156H60ZM72 155H73V153H72ZM28 156V155H27ZM46 156H47V154H46ZM57 156V155H56ZM58 156V157H59ZM37 157V156H36ZM35 157V158H36ZM50 157V156H49ZM26 158H28V157H26ZM32 158H34V157H32ZM60 158V157H59ZM37 159H38V157H37ZM41 159V158H40ZM55 159V158H54ZM65 159H67V158H65ZM25 160V159H24ZM28 160H31V159H28ZM33 160V159H32ZM36 159H34L33 160V162L35 161ZM56 160V159H55ZM60 160H61V158H60ZM59 160V161H60ZM64 160V159H63ZM75 160V159H74ZM240 160V159H239ZM252 160V159H251ZM250 159H249V162L251 161ZM27 161V160H26ZM26 161H23V162H26ZM241 161V160H240ZM253 161V160H252ZM28 162V161H27ZM61 162V161H60ZM59 162V163H60ZM234 162V161H233ZM236 162V161H235ZM238 163H239V161H237ZM242 162H243V160H242ZM58 163V164H59ZM232 163V162H231ZM36 164V163H35ZM61 164V163H60ZM63 164V163H62ZM65 164V163H64ZM243 163H240V165H241V167H238V166H240L239 164H238V166H237V168L239 169L238 170V174H241L243 171H241L240 172V168H241V170L244 168L246 171H244L240 176H239V178H241V179H243L242 180V182L245 184L246 183V185H244L243 184V187L246 189V191H248V188H250V190L253 188V189H255V187L256 186H261V187H259V188H257L256 187V189H260V190H255V191H253V196H250V197H253V199H254V201H257L258 202V200H259V204L258 205H261L262 204V202H264V171L262 170L263 168H264V166H262L261 165V168H259V169H256V167H260V166H258V165H256V166H252V164L251 163H249L248 165H245V166H249L250 167V169L252 168L253 170H254V172H256L257 173V170L259 171V172H261V174H256L257 176L258 175H262V176H259L258 177V181L256 180V178H257V176L256 175H254L255 173H253V172H251L252 171V169L250 170H247L248 168L246 167H242V166H244V165H242ZM244 164H246V163H244ZM2 165V164H1ZM33 165V164H32ZM46 165V164H45ZM53 165H55V163L53 164ZM50 166H51V164H50ZM58 166V165H57ZM235 166V165H234ZM51 168H54V167H50V169ZM231 168V167H230ZM256 170H255V169ZM57 169V168H56ZM62 169V168H61ZM23 170V169H22ZM233 170H234V168H233ZM248 171H250L251 172V174H252V176L254 175L255 176V178H253V179H255V181L256 182H251L250 181V179L252 178V176H251V174L249 173L248 175H250L251 176V178L247 175V174H245L246 172H248ZM24 172V171H23ZM38 172V171H37ZM234 172V171H233ZM55 173H57V171L55 172ZM54 173V174H55ZM61 173H62V171H61ZM60 173V174H61ZM263 173V174H262ZM1 174V175H2ZM6 173H5V175H4V177L7 175ZM27 174V173H26ZM26 174H24V175H26ZM48 174V173H47ZM50 174V173H49ZM245 174V179H244V177L242 176V175H244ZM11 175V174H10ZM43 175V174H42ZM46 175V174H45ZM53 175V174H52ZM51 175V177H55V176H52ZM55 175H58V174H55ZM228 175H230V174H228ZM12 176V175H11ZM234 176H236V174L234 175ZM253 176V177H254ZM2 178H3V176H1ZM13 177V176H12ZM11 177V178H12ZM24 177V176H23ZM57 177V176H56ZM55 177V178H56ZM59 177V176H58ZM61 177V176H60ZM59 177V178H60ZM228 177V176H227ZM248 177V178H247ZM262 177V178H261ZM6 178V177H5ZM4 178V179H5ZM7 178H9V177H7ZM30 178V177H29ZM250 178V179H249ZM259 178H260V180L261 179H263V181L261 180V183H259ZM4 179H0V188H2V183L3 182H5L4 181ZM10 179V178H9ZM9 179H8V181H9ZM31 179V178H30ZM52 179V178H51ZM63 179V178H62ZM231 179V178H230ZM235 179V178H234ZM234 179H232V180H234ZM241 179H239V180H241ZM249 179V180H248ZM13 180V179H12ZM16 180V179H15ZM35 180V179H34ZM33 180V181H34ZM238 182H236V181H234L235 183H239L240 184V181L238 180V179H236ZM56 181H57V178H56ZM229 181H231V180H229ZM246 181H249V182H246ZM254 181V180H253ZM17 182V181H16ZM20 182V181H19ZM18 182V183H19ZM24 182H26V181H24ZM24 182L22 183V185L24 184ZM63 181H61V183H62ZM233 182V181H232ZM233 182V184H235ZM254 183V185L252 184V186L250 185V187H248L249 185V183ZM259 183L258 185L256 184V183ZM10 183H11V181H10ZM30 183V182H29ZM40 183V182H39ZM59 183V182H58ZM248 183V184H247ZM2 184V185H1ZM13 184V183H12ZM17 184V183H16ZM16 184H13V185H16ZM27 184V183H26ZM31 184V183H30ZM34 184V183H33ZM43 184V183H42ZM50 184V183H49ZM48 184V185H49ZM237 184H236V186H237ZM238 184V185H239ZM255 184H256V186H255ZM64 185H67V184H63L62 186H64ZM19 186V185H18ZM37 186V185H36ZM51 186H53V183H52V185ZM59 186V185H58ZM61 186V187H62ZM68 186V185H67ZM245 186H247V187H245ZM8 188V187H7ZM12 188V187H11ZM16 188V187H15ZM37 188V187H36ZM51 188V187H50ZM64 188V189H63ZM69 188V190H67ZM66 187V189H65V186L64 187H62V188H56V191L54 190L53 192H51L52 194H51V203L52 202H54V203H56V204H60L61 205V203H62V205L61 206H64V201L65 200H62V194L64 195V197L66 196V198L68 199V201H66L67 203L69 202V204L68 205H70L71 206V204H72V206L74 207V213H72V215H69V216H67L68 214H67V212H68V210L69 209H67V208H70V206L69 207H67L66 205L64 206L67 210H62V212L63 211H66L65 213L67 214L66 215V218H67V220H65L66 218H64V220L65 221H67V222H64V220H63V224L64 223H67L68 225L70 224H72V225H75V223L77 224V225H83L84 227V229H82V230H86L85 232H87L88 230L91 232V231H93L94 230V228L95 227H93V226H96V228L99 230H95V234H99V232H101L100 234L101 235H103V236H105V234L107 235V239H108V235L109 234H107V232L106 233H104V231L106 230L104 227V231L102 232V221L105 219V215L107 214V210L109 209V208H111L112 206H113V203L114 204H119V203H124V200H125V198H119V197H113L112 198V200H109L108 199V201H109V205H106V204H108L107 203V201H105L104 200V202H106V203H104V204H101V208H102V206H103V208L102 209H104V208H106L105 206H108L107 208L108 209H104V210H101V208H100V206L98 207L99 209H94L95 211L96 210H99L100 212L102 211H104V213L102 214V212H101V214H100V212H99V214L97 213V211H96V213H95V211L93 212V210L91 211V212H88V211H85L86 213H88L87 215H86V213H84L83 214V212H84V209H82V213H80V211H79V209L77 208V207H79L80 208V205L81 206H83L84 207V204H85V202H89L90 201V198L92 197H90V196H88L87 195V197H88V199H89V201L87 200V198L85 197V199L87 200H82V204H81V201H80V203H78L77 204V202L76 201H78V200H81V199H78V197L79 198H82L85 194H88L87 193V190H83V191H85V192H83L82 190H79V189H75V190H73L72 189V187ZM39 189V188H38ZM58 189V190H57ZM60 189V190H59ZM62 189V190H61ZM73 191H72V190ZM6 190V189H5ZM3 188H2V191H5ZM19 190V189H18ZM22 190V189H21ZM24 190V189H23ZM26 190H28V189H26ZM51 190V189H50ZM7 191V190H6ZM14 191H16V190H14ZM35 191V190H34ZM46 191V190H45ZM62 191V192H61ZM69 191V192H68ZM76 193H75V192ZM78 191V192H77ZM240 190L238 189V192H239ZM12 192V191H11ZM22 192H24V191H22ZM27 192V191H26ZM25 192V193H26ZM37 192V191H36ZM35 192V193H36ZM42 192H44V191H42ZM47 192V191H46ZM70 192H71V194L73 193V195H74V197H75V199L74 198H72L73 197V195H72V197H71V195H69L70 194ZM82 192V193H81ZM89 192V191H88ZM240 192H242V189H241V191ZM249 192V191H248ZM2 193V194H1ZM0 193V195H2V197H3V193L4 192H1ZM9 193V192H8ZM8 193H6V194H8ZM39 193V192H38ZM45 193V192H44ZM48 193V192H47ZM67 193H69V194H67ZM81 193V194H80ZM84 193V194H83ZM11 195H12V193H10ZM24 194V193H23ZM28 194V193H27ZM37 194V193H36ZM41 194H43V193H41ZM77 194V195H76ZM79 194V195H78ZM5 195V194H4ZM16 195V194H15ZM29 195V194H28ZM28 195H26V196H28ZM67 195H69L70 197H71V199H70V197L68 196L67 197ZM89 195H91V194H89ZM6 196V195H5ZM8 196V195H7ZM6 196V197H7ZM19 196L21 197V195L19 194ZM19 196H18V198H19ZM23 196V195H22ZM31 196V195H30ZM1 196H0V198H2ZM5 197V198H6ZM44 197V196H43ZM61 197V198H60ZM77 197V198H76ZM13 199L14 198H17V196L16 197H12ZM12 198H9V199H12ZM49 198V199H50ZM65 198V199H66ZM105 198V197H104ZM9 199L7 200V202L9 201ZM13 199H12V201H13ZM24 199V197L23 198H20V200H23ZM27 199V198H26ZM25 199V200H26ZM30 199V198H29ZM40 199V198H39ZM48 199V198H47ZM64 199V198H63ZM91 199H93V197L91 198ZM106 200H107V198H105ZM129 199L130 200H132L133 199V196H130L129 197ZM0 200H2V199H0ZM25 200H24V202H25ZM28 200V199H27ZM27 200H26V202H27ZM60 200V201H59ZM62 200V201H61ZM103 200V199H102ZM101 199L99 200L100 201V203H102L101 201H102ZM233 199H230L229 201H232ZM5 200H3V202H4ZM12 201L10 202L11 204H12ZM15 201V200H14ZM19 201V200H18ZM33 201V203H34V200H32ZM49 201V200H48ZM83 201H85L84 202V204H83ZM228 201V203L230 204V207H231V205L233 206L234 205V207H235V203L234 202H237V203H246V201H240V202H238V201H234V202H229ZM250 201V203H253L254 204V202H252V200H249ZM249 201H248V203H249ZM1 202V201H0ZM16 202H17V199H16ZM40 202H42V201H40ZM43 202H45V201H43ZM65 202V203H66ZM93 201H91V203H92ZM261 202V203H260ZM5 203V202H4ZM4 203H3V205H4ZM30 203H31V201H30ZM46 203H47V201H46ZM66 203V204H67ZM90 203V204H91ZM128 203V202H127ZM219 203V202H218ZM221 203V202H220ZM233 203V204H232ZM7 204V203H6ZM6 204H5V206H6ZM13 204H15V203H13ZM23 204V203H22ZM37 204V203H36ZM40 204V203H39ZM80 204V205H79ZM129 204V203H128ZM228 204V205H229ZM44 205V204H43ZM46 205V204H45ZM49 205V204H48ZM105 205V206H104ZM209 205V214L210 215H213V214H215V215H217V216H219V215H221L222 213H224V212H222V210L221 209H223L224 208V210L226 209L225 208V206H222V205H220L221 207H219V205H214V203H210V204H208ZM263 205H264V203H263ZM11 206V205H10ZM42 206V205H41ZM40 206V207H41ZM7 207V206H6ZM20 208V210H21V206H19ZM38 207V206H37ZM36 207V208H37ZM96 207V208H97ZM260 207H263V206H260ZM11 208V207H10ZM9 208V209H10ZM22 208H23V206H22ZM30 208H32V207H30ZM45 208V207H44ZM47 208V207H46ZM49 208V207H48ZM64 208V209H65ZM218 208L221 210V211H218ZM2 209H4V206H3V208ZM2 209H0V210H2ZM59 209V208H58ZM44 210V209H43ZM54 210V209H53ZM59 210H61V209H59ZM70 210H71V208H70ZM69 210V211H70ZM78 210V211H77ZM106 210V211H105ZM262 210V209H261ZM4 212H5V210H3ZM6 211H7V208H6ZM10 211V210H9ZM33 211V210H32ZM47 211V210H46ZM226 211V210H225ZM8 212V211H7ZM12 212L13 211H11L10 213L12 214ZM16 211H14L13 213H15ZM21 212H25L24 210H22ZM30 212V211H29ZM36 212H37V210H36ZM56 212H57V210H56ZM60 212V211H59ZM222 212V213H221ZM1 213H3V212H1ZM39 213V212H38ZM48 213V212H47ZM61 213V212H60ZM59 213V214H60ZM263 213V212H262ZM4 214V213H3ZM5 214H7V213H5ZM62 214V213H61ZM61 214H60V216H61ZM1 215V214H0ZM21 215V214H20ZM65 215V214H64ZM102 215V216H101ZM257 215V214H256ZM5 216V215H4ZM18 216V215H17ZM24 216V215H23ZM35 216V215H34ZM33 216V217H34ZM39 216V215H38ZM104 216V217H103ZM19 217H22V216H19ZM26 217V216H25ZM43 217V216H42ZM63 217V215L60 217V218H62ZM65 217V216H64ZM98 217H99V219H98ZM103 218V219H101V218ZM8 218H9V216H8ZM10 218H11V216H10ZM14 218V217H13ZM12 218V219H13ZM16 218V217H15ZM14 218V219H15ZM24 218V217H23ZM60 218H58V220H60ZM107 218V217H106ZM11 219V220H12ZM18 219V218H17ZM35 219V218H34ZM42 219V218H41ZM44 219V218H43ZM97 219V220H96ZM262 219H264V218H262ZM261 219V220H262ZM9 220V219H8ZM28 220V219H27ZM39 220V219H38ZM46 220V219H45ZM99 220V221H98ZM37 221V220H36ZM47 221V220H46ZM62 221V220H61ZM61 221H60V223H61ZM105 221V220H104ZM11 222V221H10ZM18 222V221H17ZM51 222V221H50ZM261 222V221H260ZM258 223V224H255V225H260L261 223ZM264 222V221H263ZM3 223V222H2ZM7 223V222H6ZM21 223V222H20ZM28 223V222H27ZM39 223V222H38ZM44 223V222H43ZM59 223V224H60ZM95 223V224H94ZM235 223H238V222H234V224L233 225H231L230 227H231V229H232V231H234V233L238 236V238H237V244L239 245V247H241V250H242V253H243V255L246 257V258H251V260H252V258L254 259L255 258V263L256 264H260V262H258L257 260H262V259H264L263 257H264V255L263 256H261L260 254H264V230H262L261 231V233L259 234V236L257 235L258 234V232H256V233H254V232H252L251 234L253 235L254 234V240H257L256 241V243H258L259 242V240H260V242L262 241L263 242V244L261 245L260 244V242H259V244L261 245V246H257L256 245V243H254L253 244V240L252 241H250L251 240V236L252 235H249V237L250 238H245V237H243V238H241V237H239V230H240V228L238 227L239 226V223L238 224H235ZM12 224H14V222L12 223ZM19 224V223H18ZM35 224H37V223H35ZM49 224V222L46 224V225H48ZM98 224H100V227H99V225ZM263 224V223H262ZM261 224V225H262ZM4 225H5V223H4ZM20 225V224H19ZM26 225V224H25ZM43 225V224H42ZM50 225V224H49ZM66 225V224H65ZM92 225V226H91ZM32 226V225H31ZM51 226H53V225H51ZM89 226V227H88ZM104 226V225H103ZM263 226V225H262ZM4 227V226H3ZM27 227V226H26ZM34 227V226H33ZM62 227V226H61ZM66 227V226H65ZM64 227V228H65ZM69 227V226H68ZM67 227V228H68ZM75 227V226H74ZM80 227V226H79ZM88 227V228H87ZM93 227V228H92ZM108 227V226H107ZM259 227H261V226H259ZM14 228V227H13ZM25 228V227H24ZM86 228V229H85ZM258 228V227H257ZM257 228H255L256 230H257ZM263 229H264V226L262 227ZM4 229V228H3ZM29 229V228H28ZM34 229V228H33ZM33 229H32V232H33ZM52 229V228H51ZM59 229V228H58ZM76 229H77V227H76ZM9 230V229H8ZM22 230V229H21ZM25 230H26V228H25ZM38 230V229H37ZM40 230V229H39ZM69 230V229H68ZM71 230V229H70ZM73 230V229H72ZM79 230H81V228L79 229ZM81 230V231H82ZM218 230V229H217ZM258 230H259V228H258ZM260 230H261V228H260ZM0 231H3V230H0ZM14 231V230H13ZM12 231V232H13ZM77 231V230H76ZM84 231L82 232V233H84ZM87 232V234H89L90 232ZM219 231V230H218ZM217 231V232H218ZM8 232V231H7ZM15 232H17V230L15 231ZM39 232V231H38ZM80 232V231H79ZM117 232V231H116ZM21 233V232H20ZM24 233V232H23ZM36 233V232H35ZM68 233H69V231H68ZM74 233V232H73ZM81 233V232H80ZM109 233V232H108ZM113 233V232H112ZM114 233H115V231H114ZM118 233H120V232H118ZM123 233V232H122ZM216 233V228L213 226V227H208V229L206 230V233H205V236H207V238H208V242L207 243H210L213 239H214V237H215V235L217 236V233ZM38 234V233H37ZM79 234V233H78ZM86 233H84V235H85ZM95 234H90V237H91V235L94 237L95 236ZM19 235V234H18ZM27 235H28V233H27ZM30 235V234H29ZM74 235V234H73ZM76 235V234H75ZM100 235V236H101ZM111 235V234H110ZM117 235V234H116ZM8 236V235H7ZM15 236V235H14ZM31 236V235H30ZM29 236V237H30ZM36 236V235H35ZM99 236V235H98ZM119 236H120V234H118L117 236H116V238H119ZM214 236V237H213ZM258 236V237H257ZM10 237V236H9ZM22 237V236H21ZM87 237H89V236H86L85 238L86 239H89V238H87ZM110 238H113L114 236H109ZM120 237H122V235L120 236ZM213 237V239L212 240H210L211 238ZM253 237V236H252ZM2 238V237H1ZM6 238V237H5ZM11 238H13V237H11ZM10 238V239H11ZM20 238V237H19ZM23 238V237H22ZM104 238H106V237H104ZM109 238V239H110ZM218 238V237H217ZM7 239H8V237H7ZM24 239H26V238H24ZM23 239V240H24ZM30 239H32V238H30ZM49 239V238H48ZM56 239V238H55ZM54 239V240H55ZM79 239V238H78ZM82 239H83V237H82ZM81 239V240H82ZM115 239V237L112 239V243L116 240H114ZM120 239V238H119ZM127 239V238H126ZM126 239H125V241H126ZM206 239V238H205ZM84 241H86L85 239H83ZM106 240V239H105ZM207 240V239H206ZM215 240H216V237H215ZM214 240V241H215ZM31 241V240H30ZM60 241H61V239H60ZM89 241V240H88ZM87 241V242H88ZM92 241V240H91ZM119 241V243H120V241L121 240H118ZM118 241L116 240V242H114L113 244L111 243V239L109 240V243H111V245L113 246V245H115V244H118L119 245V243H118ZM213 241V242H214ZM35 242H36V240H35ZM63 242V241H62ZM80 242H82V241H78V242H75V247L74 248H76V247H78V245H77V243H80ZM122 242H123V240H122ZM128 242V241H127ZM215 242H218V240L217 241H215ZM5 243V242H4ZM4 243H3V245H4ZM27 243V242H26ZM107 244H109L108 242H106ZM206 243V244H207ZM24 244V243H23ZM31 244H32V242H31ZM37 244H38V242H37ZM67 244V243H66ZM81 244V243H80ZM125 244H128V243H124V245ZM215 244V243H214ZM214 244H212V245H214ZM252 244L254 245V246H252ZM17 245V244H16ZM60 245V244H59ZM110 245V244H109ZM123 245V246H124ZM129 245L130 244H128L127 246L129 247ZM207 245H209V244H207ZM218 245V244H217ZM236 245V244H235ZM5 246V245H4ZM27 246V245H26ZM29 246H31V245H29ZM29 246L27 247V249L29 248ZM53 246V245H52ZM67 246V245H66ZM69 246H70V244H69ZM74 246V245H73ZM91 246V245H90ZM97 246V245H96ZM105 246H106V244H105ZM116 246V245H115ZM15 247V246H14ZM65 247V246H64ZM81 247V246H80ZM99 247V246H98ZM98 247H96V249H97V253H100V252H98V249L100 248H98ZM104 247V246H103ZM107 247V246H106ZM125 247V246H124ZM4 248V247H3ZM51 248H53V247H51ZM62 248V247H61ZM66 248V247H65ZM114 248V247H113ZM210 248V246H208V248L207 249H209ZM1 249V248H0ZM12 249V248H11ZM18 249V248H17ZM34 249H37L36 247H34ZM102 249H104V248H102L101 247V250ZM109 249V248H108ZM116 249V248H115ZM124 249V248H123ZM3 250V249H2ZM1 250V251H2ZM14 250V249H13ZM60 249L58 248L57 250H55V253H56V257L58 256V255H61L62 254V257H63V253H60V251H59ZM66 250V249H65ZM101 250H99V251H101ZM131 250V249H130ZM1 251H0V254H1ZM12 251V250H11ZM16 251V250H15ZM14 251V252H15ZM40 251V250H39ZM48 251H49V249H48ZM57 251V252H56ZM61 251H63L62 249H61ZM77 251V250H76ZM92 251V250H91ZM6 252V251H5ZM13 252V253H14ZM23 252V251H22ZM28 252V251H27ZM75 252V251H74ZM8 253V252H7ZM12 252H11V254H13ZM26 253V252H25ZM37 253H38V251H37ZM40 253H42V252H40ZM50 253V252H49ZM93 253V252H92ZM258 253H260V254H258ZM3 254H5L4 252H2V254L1 255H3ZM17 254V253H16ZM58 254V255H57ZM65 254V253H64ZM74 254V253H73ZM102 254H104L103 252L101 253V255ZM10 255V254H9ZM15 255V254H14ZM19 255V254H18ZM35 255H36V253H35ZM52 255H53V253H52ZM67 255H70V253H68ZM66 255V257H65V255H64V257L63 258H59V256L57 257V259H53L52 260V262L53 263H55V264H63V261L65 260V261H71V258L73 257H69V256H67ZM74 255H76V253L74 254ZM256 255H260L261 257H259V259H258V257L256 256ZM3 256H5V255H3ZM2 256V257H3ZM23 257L25 256V255H22ZM31 256H33V255H31ZM6 258L7 257H9L8 255L7 256H5ZM10 257H11V255H10ZM9 257V258H10ZM23 257H21V258H23ZM35 257V256H34ZM38 258V257H37ZM44 258V257H43ZM248 258V259H249ZM3 259H4V257H3ZM45 259H46V257H45ZM7 260V259H6ZM13 260V259H12ZM23 260V259H22ZM21 260V261H22ZM51 260V258H49L48 257V260L47 261H50ZM250 259H249V261H251ZM42 261V260H41ZM0 262H3V260H2V258H1V261ZM5 262H3V263H1V264H4ZM10 262H9V259H8V263L7 264H9ZM13 263V262H12ZM43 263V262H42ZM53 263H51V261H50V264H53ZM262 263H264V260L261 262V264ZM38 264V263H37Z\"/></svg>", "mask_w": 264, "mask_h": 264}]
</instances>
